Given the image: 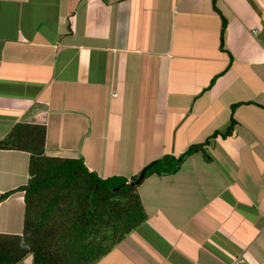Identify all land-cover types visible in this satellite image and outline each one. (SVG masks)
Listing matches in <instances>:
<instances>
[{
  "label": "crops",
  "instance_id": "obj_1",
  "mask_svg": "<svg viewBox=\"0 0 264 264\" xmlns=\"http://www.w3.org/2000/svg\"><path fill=\"white\" fill-rule=\"evenodd\" d=\"M217 6L0 0V142L43 125L46 155L130 179L236 120L137 186L147 220L94 264H264V0ZM29 166L0 148L2 234L24 233Z\"/></svg>",
  "mask_w": 264,
  "mask_h": 264
},
{
  "label": "trees",
  "instance_id": "obj_2",
  "mask_svg": "<svg viewBox=\"0 0 264 264\" xmlns=\"http://www.w3.org/2000/svg\"><path fill=\"white\" fill-rule=\"evenodd\" d=\"M212 1L221 13L217 0ZM227 26L222 16V46ZM235 124L232 116L226 131H216L180 157L165 155L157 159L145 179L152 174L175 173L188 155L205 150L219 135L230 136ZM45 144L46 127L24 123L0 142L2 149L30 152V178L20 188L25 191L26 202L24 233H0V264H19L30 254L33 264H94L147 220L141 195L137 187L125 184L127 177L102 178L82 157L46 155ZM12 192L2 194L1 199Z\"/></svg>",
  "mask_w": 264,
  "mask_h": 264
},
{
  "label": "water",
  "instance_id": "obj_3",
  "mask_svg": "<svg viewBox=\"0 0 264 264\" xmlns=\"http://www.w3.org/2000/svg\"><path fill=\"white\" fill-rule=\"evenodd\" d=\"M156 162V160L152 161L151 163H149L148 165H146L141 171L140 173H138L135 177H133L132 179L128 180L125 184L126 185H130V186H138L139 184H141V182L145 179L147 170L154 165ZM118 189V188H117Z\"/></svg>",
  "mask_w": 264,
  "mask_h": 264
},
{
  "label": "clouds",
  "instance_id": "obj_4",
  "mask_svg": "<svg viewBox=\"0 0 264 264\" xmlns=\"http://www.w3.org/2000/svg\"><path fill=\"white\" fill-rule=\"evenodd\" d=\"M150 163H151V162H150ZM147 165H148V164H147ZM180 167H181V166H180ZM139 173H140V172H139ZM136 175H137V174H136ZM136 175H135V176H136ZM135 176H133V177H135ZM133 177H132V178H133ZM132 178H130V179H132ZM130 179H128V180H130ZM142 182H143V181H142ZM142 182H141V183H142ZM139 185H140V184H139ZM136 187H137V186H136ZM30 255H32V254H30Z\"/></svg>",
  "mask_w": 264,
  "mask_h": 264
},
{
  "label": "rangeland",
  "instance_id": "obj_5",
  "mask_svg": "<svg viewBox=\"0 0 264 264\" xmlns=\"http://www.w3.org/2000/svg\"><path fill=\"white\" fill-rule=\"evenodd\" d=\"M168 155H171V154H168Z\"/></svg>",
  "mask_w": 264,
  "mask_h": 264
}]
</instances>
